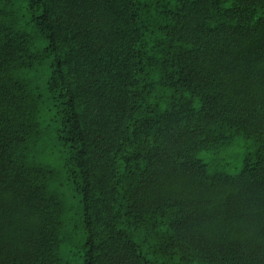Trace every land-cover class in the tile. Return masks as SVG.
Returning a JSON list of instances; mask_svg holds the SVG:
<instances>
[{"label":"trees","instance_id":"trees-1","mask_svg":"<svg viewBox=\"0 0 264 264\" xmlns=\"http://www.w3.org/2000/svg\"><path fill=\"white\" fill-rule=\"evenodd\" d=\"M0 264H264V0H0Z\"/></svg>","mask_w":264,"mask_h":264},{"label":"rangeland","instance_id":"rangeland-1","mask_svg":"<svg viewBox=\"0 0 264 264\" xmlns=\"http://www.w3.org/2000/svg\"><path fill=\"white\" fill-rule=\"evenodd\" d=\"M240 164L239 162L237 163H232V166L228 169L230 172H237L238 169H236L237 167L239 168Z\"/></svg>","mask_w":264,"mask_h":264}]
</instances>
